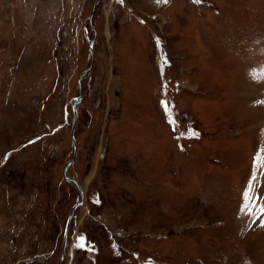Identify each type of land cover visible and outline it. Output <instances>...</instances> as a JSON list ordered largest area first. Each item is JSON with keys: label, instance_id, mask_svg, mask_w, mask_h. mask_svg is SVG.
<instances>
[{"label": "rangeland", "instance_id": "obj_1", "mask_svg": "<svg viewBox=\"0 0 264 264\" xmlns=\"http://www.w3.org/2000/svg\"><path fill=\"white\" fill-rule=\"evenodd\" d=\"M261 209L264 0H0V264H264Z\"/></svg>", "mask_w": 264, "mask_h": 264}, {"label": "water", "instance_id": "obj_2", "mask_svg": "<svg viewBox=\"0 0 264 264\" xmlns=\"http://www.w3.org/2000/svg\"><path fill=\"white\" fill-rule=\"evenodd\" d=\"M91 13V12H90ZM90 13H89V16H88V22H89V24H90ZM87 47H88V51H89V53H90V55H92V52H91V42H92V39L90 38V39H88L87 40ZM89 68V66H87L86 68H84L81 72H80V74H79V76H78V78H77V87H78V93H77V95L76 96H74V101L72 102V105H71V108H72V113H73V116L72 117H74V114H75V103L78 101V99H79V97H80V79H81V76L85 73V71L87 70ZM71 122H73V118H72V121ZM73 124V123H72ZM71 140H72V143L74 144V138H73V136H71ZM74 146V145H73ZM65 166H66V164L63 166V170H62V172L64 171V169H65ZM63 177L66 179V180H69V181H71V182H73V184L78 188V190H79V193L81 194V189H80V187H79V183L74 179V178H72V177H69V176H67V175H65V174H63ZM78 202V201H77ZM77 202L75 203V204H77ZM74 204V205H75ZM69 214H68V216H67V218H66V223H65V226H66V224H67V220L69 219ZM63 254V253H62ZM61 254V257L63 256Z\"/></svg>", "mask_w": 264, "mask_h": 264}, {"label": "snow or ice", "instance_id": "obj_3", "mask_svg": "<svg viewBox=\"0 0 264 264\" xmlns=\"http://www.w3.org/2000/svg\"><path fill=\"white\" fill-rule=\"evenodd\" d=\"M194 2H195V3H200V0H194ZM161 104H162V106L164 107L165 112L168 113V112H169V108H168L166 102L162 101ZM169 122H170V123L172 122V121H171V117H169ZM190 135H191V133H190ZM245 197H246V198L248 197V194H247V193H245ZM261 211H264V209H261ZM80 241H81V243H79L77 246H78V247H83V246H84V245H83V237H80Z\"/></svg>", "mask_w": 264, "mask_h": 264}, {"label": "bare ground", "instance_id": "obj_4", "mask_svg": "<svg viewBox=\"0 0 264 264\" xmlns=\"http://www.w3.org/2000/svg\"><path fill=\"white\" fill-rule=\"evenodd\" d=\"M262 160V159H261ZM261 160H260V162H261Z\"/></svg>", "mask_w": 264, "mask_h": 264}]
</instances>
